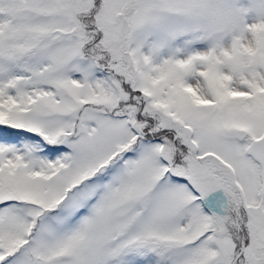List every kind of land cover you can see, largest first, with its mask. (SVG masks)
<instances>
[{"label":"snow or ice","instance_id":"obj_1","mask_svg":"<svg viewBox=\"0 0 264 264\" xmlns=\"http://www.w3.org/2000/svg\"><path fill=\"white\" fill-rule=\"evenodd\" d=\"M0 264H264V0H0Z\"/></svg>","mask_w":264,"mask_h":264}]
</instances>
